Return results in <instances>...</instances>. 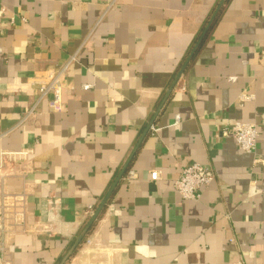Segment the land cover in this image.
Segmentation results:
<instances>
[{
	"label": "crops",
	"instance_id": "crops-1",
	"mask_svg": "<svg viewBox=\"0 0 264 264\" xmlns=\"http://www.w3.org/2000/svg\"><path fill=\"white\" fill-rule=\"evenodd\" d=\"M74 56L64 111L22 123ZM237 122L253 154L224 135ZM22 150L5 187L28 190L30 231L7 264H59L113 187L65 264H264V0H0V154ZM193 163L215 180L184 200Z\"/></svg>",
	"mask_w": 264,
	"mask_h": 264
},
{
	"label": "built area",
	"instance_id": "built-area-1",
	"mask_svg": "<svg viewBox=\"0 0 264 264\" xmlns=\"http://www.w3.org/2000/svg\"><path fill=\"white\" fill-rule=\"evenodd\" d=\"M75 60L74 56L58 70L49 72L35 83L37 85L36 100L34 105L25 112L22 123L27 122L42 106H46L53 113L64 111L62 79ZM84 88L88 89L89 87L84 86ZM251 98L252 96L244 95L241 101L244 102ZM224 135H231L245 153L253 154L255 152L259 133L254 124L237 122L229 130H226ZM29 154L26 150L2 152L0 154V261L3 264H7L8 249L6 241L17 234L30 231L27 227L28 190L24 189L22 192L14 193L5 187L6 180L17 175L12 166L16 161L26 159ZM7 166H11V169H6ZM151 174L156 180L160 176V172L156 170H153ZM19 176H21L20 173ZM214 180L215 175L210 168L193 163L183 168L180 176L175 181V187L182 199L195 200L200 197L202 190L208 188ZM94 212L95 208L89 206L86 216L91 218ZM86 242L87 245L92 244V240L87 239ZM231 264L245 263L238 259Z\"/></svg>",
	"mask_w": 264,
	"mask_h": 264
},
{
	"label": "water",
	"instance_id": "water-1",
	"mask_svg": "<svg viewBox=\"0 0 264 264\" xmlns=\"http://www.w3.org/2000/svg\"><path fill=\"white\" fill-rule=\"evenodd\" d=\"M186 65H185V67H186ZM185 67L182 68L180 73L177 75L175 81L173 82V84H172V86H171V88H170V90H169V92L167 94L168 96L170 95V93L173 91V89L177 85L179 79L181 78V76H182V74H183V72L185 70ZM152 124H153V121L147 127L146 133L149 131V129L151 128ZM113 189H114V187L112 188L111 192H109L108 196L102 201V203L97 208V210L94 212L92 217L89 219V221L87 222V224L83 228L82 232L77 237L75 243L72 245V247L67 252V254L64 256V258L59 262V264H65L70 259V257H72V255L77 250V248L84 242V240L86 239V237H87L88 233L90 232L91 228L94 226V224L97 222L98 218L100 217V214L102 213L104 207L106 206V204H107V202L109 200V196L111 195Z\"/></svg>",
	"mask_w": 264,
	"mask_h": 264
}]
</instances>
